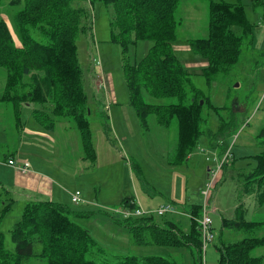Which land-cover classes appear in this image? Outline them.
Masks as SVG:
<instances>
[{
	"label": "rangeland",
	"instance_id": "1",
	"mask_svg": "<svg viewBox=\"0 0 264 264\" xmlns=\"http://www.w3.org/2000/svg\"><path fill=\"white\" fill-rule=\"evenodd\" d=\"M73 1L76 5L80 3L89 7L92 18V34L80 35L76 58L82 72L80 81L86 96L82 107L86 109V126L95 158L92 159L91 154L88 157L85 155L80 134L70 119L52 117V106L48 102L27 99V104H16L17 111L14 104L6 102L7 107L0 108V126L10 129L9 124L16 121L21 127L25 122L27 128L44 132L46 129L57 130L58 152L55 154L62 157L64 172L61 178H56V185L61 190L80 191V201L72 202L70 197V202L65 204L77 212L74 217L77 224L89 232L99 248L87 253L86 259L112 263L124 255H161L177 259V264H190L195 247L189 228L192 221H197L189 215H200L205 203L203 190L207 188L206 182L212 181L211 172L217 166L214 156L218 162L225 155L227 157L223 159L206 196L214 239L203 254L205 264L218 263V247L223 244L236 242L245 236L264 239V200L258 202L255 186H250L247 192L244 190L245 176L256 165L255 155L261 150L258 135L264 128V4L255 7L252 0H215L240 1L253 33L240 37V54L228 71L221 70L208 82L202 72L208 61L195 53L190 43L191 39L208 35L207 1L179 0L175 16L180 23L172 48L202 96L201 115L206 123L201 128L213 131L210 137L202 134L190 154L181 160L176 157L179 141L177 122L170 120L171 124H161L153 113L139 116L124 77V63L140 61L153 41L138 39L121 45L112 40L110 6L102 0H92L91 3V0ZM1 5L8 9L6 15L11 24L8 26L3 18L0 19L8 29L11 28L14 44L20 43L13 22V14L18 7L10 6L8 0H2ZM25 80L26 85L31 82L28 77ZM99 85L104 89H100ZM140 99L146 104L175 101L155 97L145 88L141 89ZM36 110L46 111L48 117L53 118L50 127L39 126L35 118ZM221 121L233 127L225 138L217 134ZM30 137L35 135L21 133L17 146L21 148ZM36 137L40 139L39 143L47 145L45 138ZM45 152H33L35 161L46 157ZM8 153L0 149V181L3 185L21 174L5 162L4 157ZM124 199L134 202L133 209L139 206L142 210H154L165 203L173 205L177 212L143 216L153 217L161 226L167 225L168 221L177 223L184 245L135 244L128 220H124L126 217L121 212L115 211L118 207L129 208L122 205ZM9 202L8 210L3 213L0 204V230L4 249L13 251L11 229L21 216L25 202L18 199ZM193 209H197L196 215L191 213ZM224 219L230 222L227 224ZM235 220L255 223L236 229L233 225ZM38 249L39 245H36L35 250ZM250 254L261 257L264 264V242L254 247ZM23 264L46 263L44 259L33 256Z\"/></svg>",
	"mask_w": 264,
	"mask_h": 264
},
{
	"label": "trees",
	"instance_id": "2",
	"mask_svg": "<svg viewBox=\"0 0 264 264\" xmlns=\"http://www.w3.org/2000/svg\"><path fill=\"white\" fill-rule=\"evenodd\" d=\"M2 0H0L1 3ZM110 6L112 40L127 45L138 39H150L153 44L138 62L124 63V77L132 104L139 116L153 113L161 124L178 125L179 141L176 157L183 160L196 146L197 139L213 133L202 129L205 122L201 115L199 90L193 86L186 68L173 51L179 20L175 10L179 0H102ZM208 4V35L191 39L195 53L208 62L202 72L208 82L222 71H228L240 52V37L251 35L252 25L246 19L240 1L225 2L206 0ZM92 0L90 1V3ZM10 6L18 7L13 22L20 39L14 44L6 23L0 19V68L6 71L1 101L10 104H27V99L51 104L52 117H67L80 134L85 155L95 158L94 148L87 130V120L82 103L86 96L81 86L82 72L76 58L77 40L80 35L92 34V18L89 7L76 5L73 0H10ZM264 0H252L253 6H261ZM108 9V10H109ZM35 34L38 36L36 37ZM30 78L31 82L26 80ZM145 88L155 97L174 99L165 104H146L140 99ZM27 90V91H26ZM190 94V95H189ZM205 101V100H204ZM16 106V111H17ZM19 115V111L17 116ZM35 118L43 127H50L53 118L46 111L35 112ZM45 119V121H44ZM171 120V121H170ZM46 123L48 125L46 126ZM232 126L220 122L218 132L224 135ZM261 150L255 155L256 165L245 176V192L256 188L258 202L264 200V128L258 135ZM7 194V196H5ZM12 198L0 184L1 213L8 210ZM134 203V202H133ZM129 199L122 205L134 207ZM197 209L191 213L195 214ZM75 210L69 205L52 200L27 201L21 216L11 229L14 250L7 251L0 230V264H23L30 257H39L46 264H177L161 255H124L116 262L86 259L85 255L98 250L89 232L77 224ZM196 215V214H195ZM128 228L131 238L138 245L182 246L177 223L168 221L161 226L153 217L130 216ZM229 219H224L227 222ZM189 228L195 250L190 264L202 263L201 240L197 222ZM230 222V221H228ZM227 222V224H228ZM254 221L235 220L236 229L253 225ZM244 229V228H243ZM264 242L254 236L226 243L218 247L217 264H262L261 257H253L250 251ZM39 249L35 250V246Z\"/></svg>",
	"mask_w": 264,
	"mask_h": 264
},
{
	"label": "crops",
	"instance_id": "3",
	"mask_svg": "<svg viewBox=\"0 0 264 264\" xmlns=\"http://www.w3.org/2000/svg\"><path fill=\"white\" fill-rule=\"evenodd\" d=\"M5 7L4 5L0 6V17L3 18L9 26L11 23L6 15L8 9H5ZM10 19H12V17H10ZM9 30L12 34L11 28H9ZM15 44L20 46V43ZM5 78V71L0 68V97L3 91ZM1 107H7L5 101L0 100V108ZM9 125L10 129H3L0 126V149L10 152L4 158L6 160L9 158L28 160L30 162V171L27 174H19V176L13 177V180L4 184L5 186L0 181V184L6 188L8 196L12 198L13 201L18 199L25 203L32 200H52L63 204H65V202H70L71 191L61 190L56 185V178H61L64 172L63 162L61 161L62 157L55 154L58 152V138L55 132L57 130H55V128H45L47 131H51V133H48L47 131H40L36 128H27L25 122L22 123L21 127L16 121ZM39 126L42 127L41 125ZM24 132L29 135H35V137H30L20 148L17 146V138ZM36 135L45 138L47 145H43L41 142L39 143L40 139L37 138ZM41 150H44V152L46 151V157H41V161L37 162L32 154L33 152H40ZM37 156L38 155H36L35 158H37Z\"/></svg>",
	"mask_w": 264,
	"mask_h": 264
},
{
	"label": "built area",
	"instance_id": "4",
	"mask_svg": "<svg viewBox=\"0 0 264 264\" xmlns=\"http://www.w3.org/2000/svg\"><path fill=\"white\" fill-rule=\"evenodd\" d=\"M100 89H102L103 87H101L99 85ZM104 89V88H103ZM107 99V97H106ZM227 157L226 155L223 157V159ZM223 159L218 162L217 158L214 156V160L217 162V166L216 168L212 169L211 175H212V181L215 178V175L217 174L218 170L221 168L222 166V162ZM6 163L13 167L15 170H17L19 173L21 174H27L30 171V162L28 160H23V159H18V158H9L8 160H6ZM212 181H208L206 182V189L203 190V195L205 198V203L203 204V207H201V212L199 217H194V216H190V218L194 219L195 221H197L198 223V229L200 232V239H201V251H202V263L205 264L204 258H203V254L205 253L206 248L208 247L209 244H211V242L214 239V232L212 229V221L211 218L208 214V209H207V203H206V196L208 193V188L211 184ZM80 191L75 190V191H71L70 192V197H71V201L72 202H78L81 200L80 197ZM116 209L115 211L117 212H121L122 215L126 218L130 217V216H143V215H149V214H156V215H164L167 213H174L177 212L176 208L169 204V203H165L162 204L160 206H158L156 209L154 210H142L139 208V206H137L136 208L132 209V208H120Z\"/></svg>",
	"mask_w": 264,
	"mask_h": 264
},
{
	"label": "water",
	"instance_id": "5",
	"mask_svg": "<svg viewBox=\"0 0 264 264\" xmlns=\"http://www.w3.org/2000/svg\"><path fill=\"white\" fill-rule=\"evenodd\" d=\"M202 103V100L200 101V104Z\"/></svg>",
	"mask_w": 264,
	"mask_h": 264
}]
</instances>
